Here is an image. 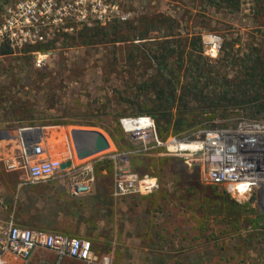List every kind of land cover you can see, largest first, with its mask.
Here are the masks:
<instances>
[{
  "label": "rangeland",
  "instance_id": "374dc122",
  "mask_svg": "<svg viewBox=\"0 0 264 264\" xmlns=\"http://www.w3.org/2000/svg\"><path fill=\"white\" fill-rule=\"evenodd\" d=\"M26 2L33 5L37 19L23 31H5L10 10L20 12ZM154 16L176 21L174 32L187 52L193 36L204 50L206 37L218 34L224 42L236 43V50L257 48L264 54V9L256 0H243L235 13L200 0H0V137L13 134L21 124L60 126L63 136L69 130H100L110 149L80 161L93 164L96 183L111 185L114 193L126 162L127 171L139 178L157 179L156 191L123 197L139 202L138 215L149 228L146 244L153 248L128 253L131 260L105 257L108 264H264V210L254 199H236L224 187L202 183L199 168L161 150H146L151 140L137 139L136 131L122 124L124 119L152 118L139 113L147 101L135 92L156 70L145 67L140 58L135 67L125 65L138 50L129 42H112L114 34L131 39L127 26L118 28L121 22L131 21L143 30ZM164 31L157 29L152 37ZM105 32L113 35L106 37ZM7 50L12 53L2 55ZM204 56L216 61L221 53L216 59L205 51ZM116 58L123 61L116 63ZM241 119L264 122V116L251 118L241 107H218L194 127H232ZM4 144L0 142V148ZM35 188H20L0 161L3 213L13 211L20 227L57 233L42 228L60 215L53 205L57 200L39 199L34 213ZM8 221L0 217L1 224Z\"/></svg>",
  "mask_w": 264,
  "mask_h": 264
},
{
  "label": "built area",
  "instance_id": "2783aa9c",
  "mask_svg": "<svg viewBox=\"0 0 264 264\" xmlns=\"http://www.w3.org/2000/svg\"><path fill=\"white\" fill-rule=\"evenodd\" d=\"M35 19L33 5L26 2L20 12L10 10L3 29L12 34L13 30L23 31L26 23ZM222 41L218 34L208 35L205 54L218 58ZM139 119L143 125L134 130L135 137L151 140L152 146L146 150H161L164 156L183 159L187 165L199 168L202 183L224 187L236 199H254L264 210V122L241 119L232 127L201 125L162 139L152 118ZM73 133L74 130H69L64 137L60 126L21 124L15 134L3 140L5 153L0 155V161L8 173L19 175L20 188L64 179L71 194L88 195L96 183L94 166L91 162H80ZM62 144L63 152L59 150ZM68 161L72 162L71 166L62 170V164ZM128 167L126 162L123 168L126 171L115 184V198L150 194L158 189L157 179L139 178L127 171ZM39 248L52 250L60 258L70 256L81 260H90L93 253L92 243L87 239L20 227L12 218L0 223V264H4L7 254L26 260ZM104 264H108L107 258Z\"/></svg>",
  "mask_w": 264,
  "mask_h": 264
},
{
  "label": "trees",
  "instance_id": "16d2710c",
  "mask_svg": "<svg viewBox=\"0 0 264 264\" xmlns=\"http://www.w3.org/2000/svg\"><path fill=\"white\" fill-rule=\"evenodd\" d=\"M200 1L230 13L239 12L243 6V0ZM256 1L264 9V0ZM175 22L170 17L157 19L154 16L144 22L146 27L143 30L141 26H133L131 21L121 22L118 28L127 26L131 39L122 40L118 37L119 32H115L117 36L112 41L129 42L134 50H138L128 56L125 65L135 67L136 59L140 58L145 67L156 70L144 77L139 91L135 93L147 101L139 113L155 120L159 137L166 139L171 134L194 127L218 107L223 111L241 107L251 118L264 116V54L257 48L236 50V43L227 40L221 58L214 61L204 56L203 47L198 48V40L194 36L187 45V52L183 40L181 37L178 40L179 34L174 32ZM108 28L101 30L107 31ZM157 29L159 32L166 30L162 35L152 37L151 33ZM110 35L113 34H104L106 37ZM47 50L50 48L44 51ZM11 53L7 50L2 55ZM115 61L123 60L116 58ZM191 104H197V107ZM135 123L132 122V125L135 126ZM139 124L137 122V126ZM91 126L100 127L97 124Z\"/></svg>",
  "mask_w": 264,
  "mask_h": 264
},
{
  "label": "crops",
  "instance_id": "0c3cea01",
  "mask_svg": "<svg viewBox=\"0 0 264 264\" xmlns=\"http://www.w3.org/2000/svg\"><path fill=\"white\" fill-rule=\"evenodd\" d=\"M223 42L222 48L225 43ZM13 134H2L3 138L0 137V142L4 143L3 140L7 135ZM5 145L6 143L3 148L1 146L0 155L5 153ZM59 150L63 152L64 148L62 150L60 145ZM8 176L17 177L19 186V175L8 173ZM41 184H38L39 186H26L28 188L36 186L34 190V205L36 207L34 213H38L39 199L44 197L56 199V204L53 205L60 208V215L52 216L51 221L44 224L42 228L90 240L92 257L90 260H81L70 256L60 258L52 250L39 248L32 252L26 260L7 254L3 258L4 264H39L40 262L46 264H104L103 259L105 257L122 259V261H125L127 257L128 260H131L134 257H128V253L136 254L140 251L148 253L150 252L149 247L153 248L152 245L146 244L145 237L150 235L149 228L145 226L143 217L138 215L139 202L136 198L116 199L113 197L112 186L102 183H95L92 192L82 196L71 194L68 183L64 179H56ZM3 211L5 210L0 209V217L17 220L13 211L12 213H3Z\"/></svg>",
  "mask_w": 264,
  "mask_h": 264
},
{
  "label": "water",
  "instance_id": "95a60500",
  "mask_svg": "<svg viewBox=\"0 0 264 264\" xmlns=\"http://www.w3.org/2000/svg\"><path fill=\"white\" fill-rule=\"evenodd\" d=\"M73 134L77 155L81 160L110 149L107 136L100 130H74ZM71 163V161L63 163L61 169H67Z\"/></svg>",
  "mask_w": 264,
  "mask_h": 264
},
{
  "label": "bare ground",
  "instance_id": "6f19581e",
  "mask_svg": "<svg viewBox=\"0 0 264 264\" xmlns=\"http://www.w3.org/2000/svg\"><path fill=\"white\" fill-rule=\"evenodd\" d=\"M132 122H136L135 123L136 125L133 126ZM137 122L140 123L138 126H137ZM142 125H143V121H142V119H139V118H136V119L129 118V119H126L123 121V126L127 131H134V130L142 127Z\"/></svg>",
  "mask_w": 264,
  "mask_h": 264
}]
</instances>
